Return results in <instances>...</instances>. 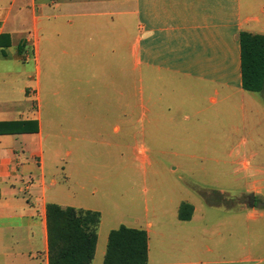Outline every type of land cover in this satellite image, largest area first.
Listing matches in <instances>:
<instances>
[{"label":"crops","instance_id":"0c3cea01","mask_svg":"<svg viewBox=\"0 0 264 264\" xmlns=\"http://www.w3.org/2000/svg\"><path fill=\"white\" fill-rule=\"evenodd\" d=\"M242 32L264 34V0H0V264H49V204L100 213L93 264L121 226L147 232V264H264L262 187L247 190L259 210L246 237L235 228V257L227 224H203L195 195L207 193L197 173L222 179L226 148L264 146ZM133 148L151 168L146 148H183L187 179L149 203Z\"/></svg>","mask_w":264,"mask_h":264},{"label":"rangeland","instance_id":"374dc122","mask_svg":"<svg viewBox=\"0 0 264 264\" xmlns=\"http://www.w3.org/2000/svg\"><path fill=\"white\" fill-rule=\"evenodd\" d=\"M258 133L263 132L259 131ZM258 133L254 136H257ZM250 138L248 133H244L241 139L249 140ZM262 140L263 139H261V141ZM136 143L139 146L140 140L137 139ZM133 149L131 178L133 180H138L140 184L143 178H147L146 187L148 190L144 196L149 199V203L152 198L160 200L163 197H167L171 191L170 187L174 180H180L182 178L187 179V172L186 169L182 168V164L186 163L189 159L183 157V148H163L161 152H156L155 148H146L153 161V168L137 162V155L142 148ZM175 151L179 152L180 155ZM200 151V155L206 157L205 148H200ZM203 159L204 158H202V160ZM225 159L228 165L226 168L222 169V179L220 182H217L216 185H209L212 182L208 184L209 186L200 184V180H205L202 174L197 173L195 183L200 189L204 188L207 193L205 195L206 198L199 194L195 195L197 198H200V200L197 201L199 213L202 210L208 212L205 216L206 219H202L203 224L208 223L214 227L227 224L229 233L226 235L228 237L231 236V238L228 239L229 250L227 255L228 257H235L234 245L238 237L235 228L241 226L244 232L243 236L246 237L247 228H251L255 225V221L253 220V216L256 215L255 211L259 210L258 206L250 207V205H246L245 199L247 195L253 193H247V190L251 188V185L256 183L258 187H262V193L264 195V146H255L254 148H226ZM206 160L208 162L209 157L206 158ZM245 161H248L250 164L249 170L244 169L242 166V163ZM194 162L199 163L200 160L197 159L194 160ZM177 166L180 167L174 171V168ZM257 170L260 171V173H257ZM145 171H147V173ZM138 183L136 186H138ZM136 186L133 185V188H136ZM141 188H143V185L139 188V192L143 195ZM219 190L220 192L222 191V194H217V192H215ZM259 202H257V204H259ZM212 207H221L223 211L219 209L212 211L210 210ZM236 210L241 214V216H238V219L232 217ZM249 253H252L251 258H253V254L255 253L252 251ZM246 255H248V252H244L241 256L246 257Z\"/></svg>","mask_w":264,"mask_h":264},{"label":"trees","instance_id":"16d2710c","mask_svg":"<svg viewBox=\"0 0 264 264\" xmlns=\"http://www.w3.org/2000/svg\"><path fill=\"white\" fill-rule=\"evenodd\" d=\"M243 88L264 91V34H240ZM194 208L183 203L179 219L190 220ZM101 221L99 212L47 206L49 264H93ZM148 234L126 226L109 235L104 264H147Z\"/></svg>","mask_w":264,"mask_h":264},{"label":"water","instance_id":"95a60500","mask_svg":"<svg viewBox=\"0 0 264 264\" xmlns=\"http://www.w3.org/2000/svg\"><path fill=\"white\" fill-rule=\"evenodd\" d=\"M254 202H255V194L250 193L249 195H247V205H250V207H253Z\"/></svg>","mask_w":264,"mask_h":264}]
</instances>
